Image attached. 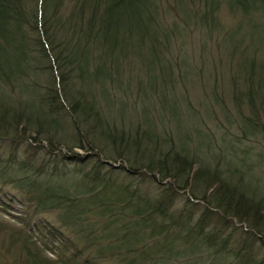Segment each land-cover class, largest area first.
<instances>
[{"label": "trees", "instance_id": "obj_1", "mask_svg": "<svg viewBox=\"0 0 264 264\" xmlns=\"http://www.w3.org/2000/svg\"><path fill=\"white\" fill-rule=\"evenodd\" d=\"M194 30L244 75L207 143L156 124L193 109L173 89ZM134 105L148 115L126 121ZM16 206L15 264H264V0H0V210Z\"/></svg>", "mask_w": 264, "mask_h": 264}, {"label": "rangeland", "instance_id": "obj_2", "mask_svg": "<svg viewBox=\"0 0 264 264\" xmlns=\"http://www.w3.org/2000/svg\"><path fill=\"white\" fill-rule=\"evenodd\" d=\"M219 16L226 28L234 30L235 28L241 27V32H251L249 31L251 22L248 18L234 15V13L225 8L222 9ZM240 21L241 23L238 24ZM192 34L191 40L188 43V54L191 57V65L194 74L190 75L184 83H181L180 87H175L173 91L177 93V96L182 94L189 99L190 105L194 110L191 109V111H189L185 108L180 109L179 115H176V117H178L176 125H171L169 123L168 116L161 117L160 122L157 121L156 124L174 133H176V131L179 132L178 139L180 141H184L186 137L185 134L187 133L193 138L202 135L200 137V142L203 143L204 141L207 143L209 140L205 137L206 134L204 133L210 134L212 138L219 137V133L216 132L218 129H215V127L217 126V128H219L218 124L220 121H222L221 124L226 126L224 112L226 113V111L229 110L231 114L236 113L231 96L235 85L240 86L242 84V76L244 75L242 69H240L238 65V61L223 55L222 46L216 45L212 49L211 43L214 44V39L210 41L206 39L207 47H203L204 37L195 30ZM242 46L244 47V44H242ZM247 50L248 51L245 53L247 54L246 58L251 60L254 54L251 53L250 49ZM219 51L222 52V54L218 53ZM259 58L260 57H257V61H260L261 58ZM112 109L115 113L119 114V107L117 108L114 106ZM141 109L140 105L137 107L134 105L133 109L130 108V111L126 114V121L130 120L134 116V113L136 118L146 117L148 114ZM221 110L225 111L223 112ZM191 112L195 116L194 119H191ZM207 112H211L209 114H211L212 117H210ZM155 113L157 112L151 111L149 116ZM173 126H176V131ZM195 130H198V132L195 133ZM230 132L235 135L236 131L232 128ZM173 138H175V141L177 140V137ZM227 138H229V136H227ZM206 148L208 147L206 146ZM75 151L81 155L86 153L80 148H76ZM16 207L18 208H12L7 211L0 210V264H15L21 259H24L20 244L9 236L10 232L17 233L22 229V225L18 222L17 216L19 215L20 206ZM40 255L41 257L55 259V256L48 251L40 252Z\"/></svg>", "mask_w": 264, "mask_h": 264}]
</instances>
